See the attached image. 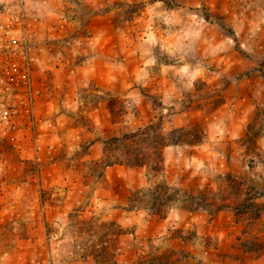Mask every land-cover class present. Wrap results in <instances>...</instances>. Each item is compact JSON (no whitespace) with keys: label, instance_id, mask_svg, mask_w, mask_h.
I'll return each instance as SVG.
<instances>
[{"label":"rangeland","instance_id":"rangeland-1","mask_svg":"<svg viewBox=\"0 0 264 264\" xmlns=\"http://www.w3.org/2000/svg\"><path fill=\"white\" fill-rule=\"evenodd\" d=\"M261 36L264 0H0V264H91L74 247L77 208L124 227L117 264H264V195L240 213L175 206L161 216L127 208L140 187L127 199L108 194L94 163L104 139L162 116V133L185 128L201 139L167 150L170 185L230 203L252 184L264 189V56L252 55L264 49ZM247 94L254 112L241 122ZM257 111L263 133L253 149L243 135ZM55 162L86 190L67 212L70 181L36 186L42 204L23 187Z\"/></svg>","mask_w":264,"mask_h":264},{"label":"trees","instance_id":"trees-1","mask_svg":"<svg viewBox=\"0 0 264 264\" xmlns=\"http://www.w3.org/2000/svg\"><path fill=\"white\" fill-rule=\"evenodd\" d=\"M131 6H135V4ZM229 31L236 47L240 49L233 29H229ZM259 118L260 112L257 111L252 122L247 125L243 135L246 147L252 146L254 149L257 137L263 133L262 120L259 121ZM162 124L163 118L159 116L156 121L134 131L104 139L103 155L94 161L101 167L99 176H103L105 169L115 163L146 168L148 185L130 193L127 208L143 207L161 216H165L175 206H182L190 211L231 209L240 213L246 208H251L255 204L254 199L264 195V189L257 188L252 184L248 185L249 191L248 189L245 191L244 197H240L238 203H230L223 199L217 201L205 190L190 192L184 188L170 185L163 176L164 147L183 143L193 144L200 142L201 139L198 138L196 132L185 128H174L164 134L161 132ZM1 144L2 138L0 137V152ZM154 176L159 178L153 181ZM232 182L235 191H242L241 182L233 179ZM69 226L76 237L74 245L76 253L84 261H90L91 264H117L116 239L125 232L121 224L115 220L103 219L95 214L84 215V209L77 208L71 213Z\"/></svg>","mask_w":264,"mask_h":264},{"label":"crops","instance_id":"crops-1","mask_svg":"<svg viewBox=\"0 0 264 264\" xmlns=\"http://www.w3.org/2000/svg\"><path fill=\"white\" fill-rule=\"evenodd\" d=\"M261 38L263 40V46H264V36H261ZM252 55L254 57L264 56V49L259 51V49L254 48ZM252 67H254V64L252 65ZM252 67H249V70H251ZM91 68L94 69L93 67ZM92 69L88 68L86 70L90 71ZM98 84L104 89L112 90L114 88V83H112L111 80L98 81ZM243 97L244 98L240 102V105H239L240 109L238 110L239 118H237L241 122L242 120H245L246 118L250 117V115H252V113L254 112V105L252 103H248V101L246 100V97H248V94ZM71 98L74 100L73 97H70L69 99ZM226 107H228L227 104H226ZM51 110L52 111L50 112L52 113L53 109ZM240 111L246 115H240L241 114ZM55 117L57 118V121L52 120L50 122V127L47 130V131H50L52 135H54L55 133L56 134L58 133V129L60 128V125H61L60 120L62 116L58 114ZM241 128L242 127L240 125V127H236V129L234 130L240 133L239 130H241ZM170 148H174V147H171V145H168V147L164 149L165 159L167 158V155H166L168 152L167 150H169ZM175 148H183V147H179V145H175ZM89 151L91 153L97 152L96 156H100L101 152H100L99 143H93L92 146H90ZM63 169L61 168V166H57V163L55 162V164H52L49 170H45L41 173L39 180H37L38 184L35 183V179L29 180V181L27 180L23 182V187L29 185L30 188L32 187V189H34L32 190L33 191L32 192V202L36 203L38 201V204L39 203L42 204L40 191L39 192L36 191L37 187L40 188V187H45L47 185H51V186L59 185V184L62 185L63 183H68V181H70L71 184H70V188L66 192L63 212L70 211L73 208L78 207L82 202H84V198L86 196V190L82 186V183L79 182V179H76V181L75 180L71 181L69 175L66 172H64ZM116 171H118V173H116ZM50 172H51V176L48 175ZM133 173L136 174L135 178L132 176ZM105 177H106V184L104 185L103 189L106 190L108 194L120 193L122 195L120 196L122 199L123 198L127 199L130 189L144 186L147 181L146 169L144 167H134V168L126 169L123 165H110L105 169ZM47 214L48 212L46 211V215ZM44 234H45V231H44ZM44 234L42 232L43 238H45ZM25 239L28 240L29 242L32 241L34 244H37L36 239L32 237L28 236V237H25ZM41 258L43 259V255L42 257L39 256V259ZM44 260H47L45 256H44ZM48 260L51 261L50 256H48Z\"/></svg>","mask_w":264,"mask_h":264}]
</instances>
